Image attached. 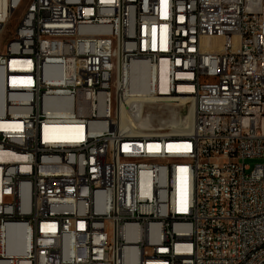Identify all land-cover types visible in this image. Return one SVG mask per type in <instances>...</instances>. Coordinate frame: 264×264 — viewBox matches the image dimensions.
Instances as JSON below:
<instances>
[{"label": "built area", "instance_id": "built-area-1", "mask_svg": "<svg viewBox=\"0 0 264 264\" xmlns=\"http://www.w3.org/2000/svg\"><path fill=\"white\" fill-rule=\"evenodd\" d=\"M7 1L0 264H264V0Z\"/></svg>", "mask_w": 264, "mask_h": 264}, {"label": "bare ground", "instance_id": "bare-ground-1", "mask_svg": "<svg viewBox=\"0 0 264 264\" xmlns=\"http://www.w3.org/2000/svg\"><path fill=\"white\" fill-rule=\"evenodd\" d=\"M25 1V0H24ZM40 2H44V0H26V4H39ZM8 10V1L7 0H0V12ZM6 25H2V32H5ZM134 70H141V63H134ZM148 75L145 73L136 74L135 80L137 87L140 89L145 88V79ZM145 101H153V93H145ZM184 103L175 104V107L170 110H164L162 114L159 112L157 113L159 117L158 122L160 125H169L172 128V132L175 133H188L192 128L193 123V107L190 106L189 114L185 117L178 115L177 109L180 106H183ZM164 113V114H163ZM166 117H162L166 115ZM15 242H10L9 244V251L16 252V253H23L25 249V241H18V248H15L17 245H14ZM22 264H26V261L22 259ZM129 264H138V260H131Z\"/></svg>", "mask_w": 264, "mask_h": 264}, {"label": "rangeland", "instance_id": "rangeland-1", "mask_svg": "<svg viewBox=\"0 0 264 264\" xmlns=\"http://www.w3.org/2000/svg\"><path fill=\"white\" fill-rule=\"evenodd\" d=\"M26 7V0L22 3V5L15 10L9 21L7 22L6 25V29H5V33L3 34L4 38H7L16 28L19 18L22 14V12L24 11V8ZM189 110H190V105L189 104H185L183 106H180L177 109V113L178 115L185 117L189 114ZM246 162L251 166V168L253 169L256 164H260V163H264V159H260V158H252V159H247ZM250 170H247V173H249Z\"/></svg>", "mask_w": 264, "mask_h": 264}]
</instances>
